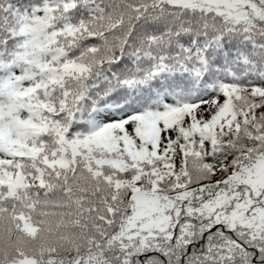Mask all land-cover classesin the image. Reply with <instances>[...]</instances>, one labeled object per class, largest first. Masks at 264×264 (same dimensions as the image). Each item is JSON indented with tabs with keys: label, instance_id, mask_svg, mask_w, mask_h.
<instances>
[{
	"label": "snow or ice",
	"instance_id": "6c2138e0",
	"mask_svg": "<svg viewBox=\"0 0 264 264\" xmlns=\"http://www.w3.org/2000/svg\"><path fill=\"white\" fill-rule=\"evenodd\" d=\"M0 264H264V0H0Z\"/></svg>",
	"mask_w": 264,
	"mask_h": 264
}]
</instances>
